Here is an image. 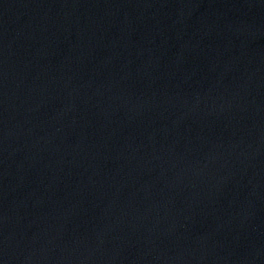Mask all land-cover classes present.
Masks as SVG:
<instances>
[{"label": "water", "instance_id": "obj_1", "mask_svg": "<svg viewBox=\"0 0 264 264\" xmlns=\"http://www.w3.org/2000/svg\"><path fill=\"white\" fill-rule=\"evenodd\" d=\"M0 264H264V0H0Z\"/></svg>", "mask_w": 264, "mask_h": 264}]
</instances>
